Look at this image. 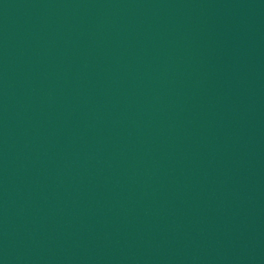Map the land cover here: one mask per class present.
I'll return each instance as SVG.
<instances>
[{"label":"water","instance_id":"1","mask_svg":"<svg viewBox=\"0 0 264 264\" xmlns=\"http://www.w3.org/2000/svg\"><path fill=\"white\" fill-rule=\"evenodd\" d=\"M0 264H264V0H0Z\"/></svg>","mask_w":264,"mask_h":264}]
</instances>
